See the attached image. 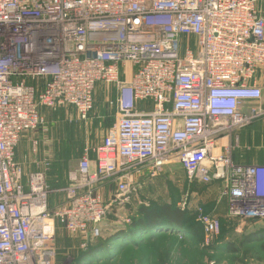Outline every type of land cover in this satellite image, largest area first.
Returning <instances> with one entry per match:
<instances>
[{"label":"built area","instance_id":"built-area-1","mask_svg":"<svg viewBox=\"0 0 264 264\" xmlns=\"http://www.w3.org/2000/svg\"><path fill=\"white\" fill-rule=\"evenodd\" d=\"M262 78L264 0H0V264H54L56 225L98 237L101 184L114 181L110 204L123 205L141 167L156 176L172 158L189 181L219 182L229 218L264 219V165L213 152L219 135L264 116L250 103ZM98 83L114 87L115 121L50 208L53 140L26 175L16 147L47 123L41 107L87 119ZM200 222L219 231L215 216Z\"/></svg>","mask_w":264,"mask_h":264},{"label":"rangeland","instance_id":"rangeland-1","mask_svg":"<svg viewBox=\"0 0 264 264\" xmlns=\"http://www.w3.org/2000/svg\"><path fill=\"white\" fill-rule=\"evenodd\" d=\"M113 94L114 87L111 85L101 83L96 87L94 98L97 115L100 116L98 119H80L68 107L55 112L46 110L43 115L47 123L43 127L25 134L19 142V150L22 151L20 159L24 175H26L30 171L42 169V165H40L43 151L42 141L45 138L53 140L56 166L53 169L49 167L46 171L51 199L57 198L55 194L64 193L61 191L62 188L50 186L49 181L59 180L57 167L61 169V172H65L64 177L68 180L69 174L75 172L78 167L83 149L101 144L108 134L115 121L114 114L111 112V110L114 112V109L109 104ZM35 141L38 144L34 147L33 142ZM167 163L163 167L166 172L162 170L156 176H151L147 167H141L142 174L134 177L133 180L143 179L145 185L143 184L144 186L131 195L128 203L123 205L110 204L113 193L105 199L109 208L106 216L99 224L103 238L106 239L108 233H114L116 229L121 227L122 223L128 221L140 205L171 203L193 213L195 219L199 221L202 215L213 216L206 208L205 196L193 193L205 192L207 187L199 184L196 180L194 183L187 181L185 170L177 158L170 159ZM111 183L115 187V182L112 181ZM231 220L227 221L223 229L225 236L221 241H218L217 236L220 230L217 233H206L203 230V240L200 239L196 242L164 237L159 243L152 244L151 248L140 246L136 249H124L123 247L121 249L119 246L115 251H112L111 259L104 258L106 260L101 259L100 262L82 259L79 262L77 260V264H157L156 255L158 256L161 251L169 253L162 264H264V253L261 251L264 245V237L247 243L241 242L245 233L252 232L258 227H264V219L250 221L231 218ZM258 231L261 232L262 230ZM91 240L78 234L68 233L56 225L54 231V264H75L76 258L87 249V244ZM214 242L235 244L237 245V253L231 254L210 248ZM114 243L115 245L118 244L117 241Z\"/></svg>","mask_w":264,"mask_h":264},{"label":"trees","instance_id":"trees-1","mask_svg":"<svg viewBox=\"0 0 264 264\" xmlns=\"http://www.w3.org/2000/svg\"><path fill=\"white\" fill-rule=\"evenodd\" d=\"M94 105H95V98H94ZM68 108L72 110V108L70 107ZM46 110L48 109H45L43 107L40 108V112L42 114H45ZM54 166H56L55 156L50 167L53 169ZM57 170L59 171V180L49 181L50 186L52 188H59V187L64 188L65 186L68 185L69 180H67L66 177H64L65 175L64 171L61 172V169H59V167H57ZM49 207L52 208L50 205ZM217 219L219 220V230H220L217 236H218V241H221L225 236L223 229L227 221H232V220L229 217H220V218L217 217ZM161 227L162 230L159 231ZM258 230H262V231L259 232ZM157 233L164 235L154 240L153 242H150V246L154 243H159L160 241H162L161 239L164 237H170L175 239L178 238L181 241L191 240L196 242L197 240L199 241L200 239L203 240V225L199 220L195 219V215H193V213H190L186 209H181L171 203L170 204L162 203L160 205L158 204L140 205L137 207L131 218H129L128 221L122 223L121 227L116 229L114 233L112 232L110 234L108 233L106 239L103 238L102 230H100L99 236L93 238L90 242H88L87 249H85L78 255L75 264H77V260L79 262L82 259L86 261L93 260V262H100V260L101 259L103 260L104 258L111 259L113 256L112 251H115V249L119 248V246L120 248L121 247L124 248V246L126 245H133L134 243H138L142 238L144 237L148 238L152 234H157ZM260 237L261 238L264 237V227H258L252 232L250 231L249 233H245V236L241 239V242L247 243L254 240H260L261 239ZM93 240L94 242H92ZM115 241H117L118 243L117 245H115L114 243ZM134 245L137 246L136 244ZM236 246L237 245L235 244L232 245L231 243L227 244V243L214 242V245H211L210 248L216 250H223L231 254H236L237 253ZM261 251L262 253H264V245L262 246ZM168 256L169 253L167 251L164 252L161 251V253L158 254V256L156 255L157 264H162Z\"/></svg>","mask_w":264,"mask_h":264},{"label":"crops","instance_id":"crops-1","mask_svg":"<svg viewBox=\"0 0 264 264\" xmlns=\"http://www.w3.org/2000/svg\"><path fill=\"white\" fill-rule=\"evenodd\" d=\"M261 87H262V96L259 100L251 101L252 104H257L258 106L264 107V78L261 79ZM139 107H144V103H139ZM114 109V108H113ZM110 111V110H109ZM111 112L114 114L113 110ZM94 115V116H93ZM112 115V114H111ZM100 117L97 115L96 106L90 112L88 118L98 119ZM29 133V132H27ZM24 133L20 137L19 142L25 136ZM229 146L231 149V157L236 164L241 165H251V164H258L264 165V116L259 117L258 119L253 120L251 123L241 126L235 127L229 133L221 134L215 142V146L213 149L214 153H221L225 147ZM55 149V145H54ZM22 151L19 150V143L16 147L15 158L16 160H20L21 162ZM55 156V154H54ZM91 158H94L91 155ZM174 159V158H172ZM168 164V163H167ZM166 165V164H165ZM165 169V168H164ZM166 172L165 170H163ZM163 172V173H164ZM186 177V176H185ZM143 180V179H140ZM186 180L189 181L186 177ZM112 181H107L102 183L100 189L102 191V195L104 200L108 198L110 194H112L115 190L114 185L111 183ZM145 185V180L142 181ZM191 182V181H189ZM188 182V183H189ZM195 181H192L194 183ZM199 184L205 185L207 187L206 191H197L193 192L198 193V195H204L205 200H207L206 208L209 210L210 214L215 217H228L227 216V200L225 197L221 196L220 194V186L219 182H212L210 184H205L198 182ZM190 184V183H189ZM143 185V186H144ZM189 186V185H188ZM57 198L51 199V195H49V205L51 207H55L65 200L64 193L61 195L55 194ZM203 199V198H202ZM203 200V201H205ZM231 219V218H230ZM172 229V228H171ZM174 229V228H173ZM162 230V227L159 231ZM164 234H152L151 236L142 238L138 243H134L137 246L133 245H126L124 249H136L140 246H149L151 248L150 242L160 238ZM156 244V243H155ZM157 261V259L155 260Z\"/></svg>","mask_w":264,"mask_h":264}]
</instances>
